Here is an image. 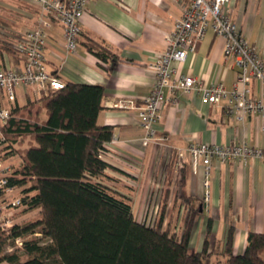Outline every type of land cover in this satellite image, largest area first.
Segmentation results:
<instances>
[{
    "label": "crops",
    "instance_id": "obj_1",
    "mask_svg": "<svg viewBox=\"0 0 264 264\" xmlns=\"http://www.w3.org/2000/svg\"><path fill=\"white\" fill-rule=\"evenodd\" d=\"M227 11L264 61V0H230ZM180 16L181 7L174 0H94L80 20L78 46L70 54L64 49L61 26L50 21L32 0H0V29L5 37L15 35V41L41 27L40 20L48 22V28L42 27L48 71L65 85L77 83L104 88L96 122L97 126L111 127L112 138L105 144L101 158L118 171L106 170L102 183L129 200L137 222L153 190L158 191L161 201L165 189L164 167L172 157L176 158V175L178 179L183 175L184 183L182 187L178 185V194L174 193L177 183L170 187L168 209L176 213L168 215L165 223L172 220L175 225L177 218L182 222L189 203L203 202L204 169L200 163L196 166L191 163L187 152L191 142L245 143L264 148V117L250 115L240 119V113L229 101L205 105L196 93L186 94L181 90L165 92L168 104L156 125V139L143 146L144 132L138 112L155 82L150 65L165 49V37ZM223 48L222 39L208 31L195 53L177 68L181 74L196 77L206 86L221 83L230 91L237 68L232 61L224 59ZM100 49L105 50L106 60L95 56ZM14 61L11 54H0L1 65H12ZM252 87L253 98H259V84L254 82ZM34 94L31 89H17L15 108L29 105V101L40 107L41 103L33 99ZM209 184L207 211L196 220L191 245L194 251L202 250L209 220L211 240L220 247L228 227L235 228L233 250L234 254H241L250 232L264 234V162L254 158L222 164L214 160ZM181 194L191 202L183 203ZM180 211L184 213L177 217Z\"/></svg>",
    "mask_w": 264,
    "mask_h": 264
},
{
    "label": "trees",
    "instance_id": "obj_2",
    "mask_svg": "<svg viewBox=\"0 0 264 264\" xmlns=\"http://www.w3.org/2000/svg\"><path fill=\"white\" fill-rule=\"evenodd\" d=\"M0 54L9 53L19 62L12 42L0 32ZM95 56L106 60L105 50ZM104 88L100 85L67 83L61 90L43 93L35 115L14 118L2 129L12 147L31 136L34 144L20 152V185L29 194L28 211L39 210V218L13 228L9 235L0 231V263L4 264H210L211 221L208 220L203 248L191 251L196 220L202 216V203L188 204L180 233L171 231L174 209H168L171 185L178 179L176 158L164 167L165 189L159 218L150 226L137 222L129 200L102 183L106 170L118 171L102 160L104 145L112 138V128L97 126ZM29 105H34L29 101ZM27 106V105H26ZM43 112L45 119L40 118ZM10 148V147H8ZM8 155L3 158L7 159ZM170 217V216H169ZM174 223V222H173ZM40 235L28 239V236ZM235 228L229 226L219 255L223 264H264V234L250 232L241 254H234ZM22 237L20 252L3 254L8 239ZM46 240L45 244L41 240ZM22 253L25 260H21Z\"/></svg>",
    "mask_w": 264,
    "mask_h": 264
},
{
    "label": "built area",
    "instance_id": "obj_3",
    "mask_svg": "<svg viewBox=\"0 0 264 264\" xmlns=\"http://www.w3.org/2000/svg\"><path fill=\"white\" fill-rule=\"evenodd\" d=\"M32 1L50 21H55L61 26L64 49L66 53H74L78 46L80 20L94 0ZM174 1L181 7V16L175 21L171 33L165 37V49L150 65L155 82L138 112L144 132L143 146L156 139V125L161 120L162 110L168 104L166 91L196 93L201 103L205 105H219L222 101H229L233 104V109L240 113V119L250 115L264 117V61L228 15L227 6L230 0ZM40 21L41 27L25 33L12 42L19 62L0 65V149L7 143L2 129L14 118L12 110L16 104L17 89H31L36 95L41 96L43 93L65 87V84L47 69L44 53L45 34L42 27L48 28L50 24ZM208 31L222 39L224 59L232 61L237 68L236 81L230 91L221 83L206 86L202 80L181 74L177 68L178 64L184 63L189 55L195 53ZM254 82L260 86L259 98L252 96ZM105 147L104 145V149ZM187 152L192 165L200 163L204 169L202 204L205 210L210 200L209 176L212 161L230 164L243 163L255 158L264 162V148L245 143L211 145L191 142ZM3 155L4 152L0 150V231L8 236L13 228L19 226L13 221V216L28 211L26 200L29 194L24 192L25 186L20 185L22 176L15 172ZM7 241L12 245L7 249L8 253L22 250L24 242L22 237Z\"/></svg>",
    "mask_w": 264,
    "mask_h": 264
},
{
    "label": "rangeland",
    "instance_id": "obj_4",
    "mask_svg": "<svg viewBox=\"0 0 264 264\" xmlns=\"http://www.w3.org/2000/svg\"><path fill=\"white\" fill-rule=\"evenodd\" d=\"M1 31H3V30L0 29V32ZM14 37H15V35L6 34V38H8L9 42H13ZM33 99L35 100V102L39 101L40 96L34 94ZM38 106H39L38 103L34 104V105H27V106L25 104L22 106V108H17L19 110L17 112L18 116L23 117V118L28 117V113L30 112V115L33 117L35 115V112H36V109L38 108ZM41 116H43V112L40 114V118L42 119ZM33 144H34V142H33L32 137L31 136H25L24 138H21V140L18 144L13 145L11 147L10 144L7 142L6 146L2 147L0 150L2 152H4V155H8V157H7L9 159L8 163H10L15 170H18V169L22 168V159L20 156V152L28 149ZM8 147H10V148H8ZM158 181H159V184H161L162 183V177H160L158 179ZM174 183L175 184L178 183V180H176V182H174ZM31 186H32V182H27L25 185V188L27 189ZM118 187L122 188V186H118ZM153 191H152V194L150 195V201L147 204V207L144 209V213L145 214L147 213V216L145 218L144 217L145 214L143 213L142 218L140 220V222H144L145 224L150 225V226H152L155 223V221H157V219L159 218V215H160L159 214V212H160L159 211V209H160V195H159L158 191H156V192H155V190H153ZM125 192H126V190H125ZM178 192H179V189H178V184H177V185H174V193L178 194ZM175 211H173L174 214L176 213ZM204 211L206 212L207 210L204 209ZM38 213H39V210H34L31 212H29V211L19 212L13 216V221L22 227L25 224L32 223V222L36 221L39 218ZM182 213H184V211H182ZM182 213L180 211L179 214L177 215V217L179 215H182ZM182 226H183L182 222L181 221L179 222L178 218H177L175 225H173V227L171 226L170 230L180 233L182 230ZM197 229H199V226ZM6 235L7 234L4 233V236H6ZM39 236L40 235H38V234H36L35 236H28V239L39 238ZM199 237L201 238L202 236L200 235ZM208 239L210 242L209 251L210 252L213 251V255L211 256L209 263L210 264H223L225 262V258H223L219 255L220 245L215 241L213 242L211 240V236ZM196 241H198V240H196ZM41 243L45 244L46 240L42 239ZM11 246H12L11 242L6 241V246L4 248L3 254L8 253L7 249L10 248ZM194 249H195L194 246L191 245V251L197 252V251H194ZM196 249L200 250L198 248H196ZM13 252H15V251H13ZM13 252H11V253H13ZM18 254L21 256L23 255L22 253H18ZM21 258H22L21 259L22 261L26 259L25 256H22Z\"/></svg>",
    "mask_w": 264,
    "mask_h": 264
},
{
    "label": "water",
    "instance_id": "obj_5",
    "mask_svg": "<svg viewBox=\"0 0 264 264\" xmlns=\"http://www.w3.org/2000/svg\"><path fill=\"white\" fill-rule=\"evenodd\" d=\"M202 210H203V206L201 205V206H200V212H201Z\"/></svg>",
    "mask_w": 264,
    "mask_h": 264
}]
</instances>
